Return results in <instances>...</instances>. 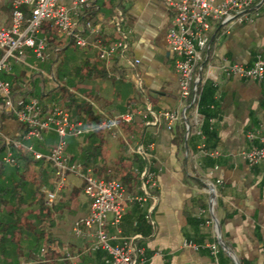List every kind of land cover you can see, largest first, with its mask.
Here are the masks:
<instances>
[{"label": "crops", "instance_id": "crops-1", "mask_svg": "<svg viewBox=\"0 0 264 264\" xmlns=\"http://www.w3.org/2000/svg\"><path fill=\"white\" fill-rule=\"evenodd\" d=\"M14 1L0 0V29L11 26ZM73 1L60 0V3L70 6ZM24 11L28 13L29 9L25 8ZM119 12L122 13V31L127 35L129 49L125 58L117 57L111 64H107L100 59V48L122 38L114 24ZM172 20L171 11L161 0H98L96 6L90 5L82 9L78 28L88 44L83 48L77 47L82 51L86 50L78 58L82 61V71H86L87 74L80 77L79 89H82L80 91L83 93L81 100L92 105L100 121L112 114L115 116L142 110L148 104L155 111L180 108L178 77L166 40ZM41 36L49 41L53 40L58 59L59 52L69 49L74 43L61 37L58 32L53 33L52 25H45ZM62 44L64 47L60 48ZM219 54L247 67L253 65L258 55L264 57V15L252 24L235 26L230 34L225 36L219 47ZM28 59L29 57L27 61ZM117 59L122 67L123 81H118L113 71ZM136 60L140 61L139 65H134ZM21 65L25 64H14L12 73L9 74L20 75L22 81L15 90L17 97L13 92L15 98L22 97L29 90L28 78L34 72L41 73L48 80L43 71L29 66L28 62L26 65L33 70L31 73L25 72ZM103 69L108 72V78L101 77ZM24 72L25 78L22 77ZM136 73L142 81L143 88L139 91L138 99L131 104L132 96L124 97H128L126 102L120 100V96H125V84L136 87ZM98 78L103 82L101 86L103 89L107 80L115 79L119 83L117 87L114 84L110 85L112 91L107 105L114 108L111 115L92 101L102 98V95L98 96L92 92L94 88L91 85ZM52 79L56 87L61 86L55 74L52 75ZM86 81L87 84L82 86ZM53 88L54 85H48V89ZM70 90L76 96L75 89ZM52 103L61 106L57 100L44 102L45 105ZM212 105L215 106L214 110L211 109ZM201 112L202 116L211 115L214 119L211 123L215 124L217 133L215 139L208 136L207 140L203 134L202 140L195 135L196 140L191 144L185 140L178 145L175 137L177 131L183 130L181 126L173 132L164 124L146 129L154 141L149 146L139 141V146H144L152 156V171L156 174L158 188L151 190L152 196L143 204L128 201L129 196L143 195L139 174L141 171L138 172L139 185L136 186L135 193L126 192V199L122 202L124 218L119 226L122 237L134 239L136 245L144 249L148 264H264V167H251L243 158L244 152L259 146L258 137L264 135V82L229 77L221 79L216 87L209 84L205 89ZM8 118L3 121L2 132L4 135L17 137L21 133L22 125L12 117ZM140 118L139 116L135 118L136 125L142 120ZM79 120L89 132L81 137L67 138L68 148L69 139L74 138L81 143L94 131L86 117ZM10 121L18 123L19 127L12 125L8 128L7 123ZM139 130L138 135L141 139L143 130ZM117 132L127 143L125 133L122 130ZM250 133L255 135L254 140L249 138ZM52 135L57 136L54 132H48L42 142L35 144L38 152L50 154L55 146L48 144ZM135 136L136 134H131L130 138ZM202 142L206 145L205 151L200 149ZM89 147V143H86L85 148ZM68 148L70 162L82 165L81 162L72 161L78 154L77 150L69 153ZM126 149L128 153V147ZM130 151L133 155H139L131 147ZM127 153H124L125 156ZM103 156L104 159L100 163L106 162L107 169L109 162L104 150ZM189 156L195 160L194 163L189 162ZM193 168L203 174L205 179L197 177L193 173ZM94 176L99 178L96 174ZM55 182L56 178L52 185L48 186L49 189L43 190L45 205L46 193L55 190ZM70 185L78 188L74 191L81 190L84 194L85 183L79 175H68L65 188ZM212 185L215 188L213 212L210 210ZM61 194L62 191L58 193L54 207H48L53 220L48 231L54 240L50 248L59 262L65 259L66 252H70L79 262L82 259L86 264H92L95 262V253H92L90 248L94 239L92 237L77 239L73 235L74 222L90 212V200L84 194L85 200L70 197L67 204ZM34 205L38 207L35 203L25 207L23 212L32 216H29L30 225L26 224L24 218V226L17 236V243L6 245V256L0 251V264H28L26 257L33 245L39 246L34 255L38 260L45 261L49 248L42 244L44 240L38 243V234L44 229L40 223L39 207L38 213L31 208ZM2 219L4 217L0 215V221ZM9 219V216L8 219L5 218ZM210 221L211 224L208 223ZM106 231L110 235L117 233V229L111 227L109 223ZM113 244L118 245L120 241ZM190 244L200 246V249L197 251L189 246ZM208 246H216L217 254ZM86 258L91 260L86 261ZM36 263L32 261L29 264Z\"/></svg>", "mask_w": 264, "mask_h": 264}, {"label": "built area", "instance_id": "built-area-1", "mask_svg": "<svg viewBox=\"0 0 264 264\" xmlns=\"http://www.w3.org/2000/svg\"><path fill=\"white\" fill-rule=\"evenodd\" d=\"M93 1L74 0L70 6H65L60 0H15L11 26L0 29V74H11L14 64L26 65L29 51L38 60L48 59L45 55L48 39L41 36L42 25L46 21L57 29L61 37L76 43L78 47H86L88 43L78 24L82 9L90 6ZM161 1L173 15L166 40L178 77L180 108L155 111L148 104L136 112L104 117L99 127L116 131L120 122L133 123L139 116L146 126L164 124L172 132L181 126L186 131V140L190 135H197L204 140V118L199 111V103L203 87L208 82L215 87L221 79L229 77L264 82L262 55H258L253 65L247 67L219 54V47L225 36L235 26L252 24L264 15V0H221L218 3V0ZM24 6L29 7L28 13L22 10ZM114 22L122 40L100 48V59L107 64H111L117 57L125 58L129 49L127 35L122 31V13L117 14ZM139 64V60L134 62V65ZM135 85L142 91L143 84L137 73ZM0 114L12 117L24 127L20 135L11 137L3 134V122H0V137L6 146L3 157L6 165H18L15 153L18 150H24L36 159L53 164L56 174L55 190L46 193L47 207H54L58 193L67 184L69 174L79 175L83 179L84 194L90 200V212L74 222L73 235L77 239L92 237L94 242L90 251L105 253L104 264H148L144 249L138 247L134 239L122 237L119 229L124 218V184L118 179L96 178L91 169L84 172L82 165L70 162L67 138L81 137L89 132L84 128V123L73 119L58 103L45 105L37 97L15 98L11 83L3 79H0ZM48 132H54L58 140L50 154L44 155L36 150L35 144L42 142ZM249 138L254 140L255 135L250 133ZM258 141L259 146L243 153L244 160L251 167H264V135L259 136ZM200 149L206 150L204 142ZM135 153L145 162L139 173L144 191L142 196H129L127 200L143 204L152 196L151 190L158 188V183L156 174L152 171V156L148 150L144 146H138ZM214 190V186H210L212 212L215 206ZM109 215H112L110 220ZM108 223L117 229L115 235L106 231ZM208 223L211 224V221ZM115 241H120V244H113ZM189 246L197 251L200 249L197 245ZM208 247L217 254L216 246ZM64 260L70 264H82L70 252H66Z\"/></svg>", "mask_w": 264, "mask_h": 264}, {"label": "trees", "instance_id": "trees-1", "mask_svg": "<svg viewBox=\"0 0 264 264\" xmlns=\"http://www.w3.org/2000/svg\"><path fill=\"white\" fill-rule=\"evenodd\" d=\"M98 0H94L91 6H96ZM53 40H48V47L52 45ZM113 71L115 72V77H119L118 81H123L124 75L122 71V67L119 65V60L115 61L113 66ZM25 78V76H23ZM101 77L108 78V72L103 69L101 70ZM15 85H13L12 90L14 92V96L18 95L15 90L21 81L20 75H13ZM29 90L23 94V98H28L30 95L37 96L42 103L47 100H57L61 106L70 113L73 119L79 120L80 118H87L90 122V125L94 127V131L87 135L83 142L79 143L74 138L69 139L70 146L68 148V152L76 151L77 156L72 159L73 162H81L84 172L88 169H91L94 174H96L99 178L106 179H116L117 175L110 177H102V174H106V162L103 164L100 163L103 156V142H104V133L107 131L105 129H101L99 127L100 118L95 114L92 105L85 102L84 100H79L75 94L69 88H63L61 86L55 87L53 89H48V80L43 77V75L39 72H34L28 78ZM212 84L208 82L202 90L201 100L199 103V111L201 112L203 96L205 93V89ZM47 99V100H46ZM144 108V107H143ZM211 109H215V106L212 105ZM204 116V115H203ZM205 121L202 127L203 134L208 140V136L210 139H215L217 133L215 131V124L213 122V118L211 115L204 116ZM9 119L5 115L0 114V122ZM209 122V124H208ZM213 124V125H211ZM152 126H146L144 124L143 133H141L140 142L146 146H149L154 141L153 137L146 132V129ZM155 127V126H153ZM182 131H177L175 142L179 145L185 142V134L186 131L182 128ZM24 131V127L22 126L21 133ZM195 135H190L187 139L188 144H191L195 141ZM89 143V148H85V144ZM124 153H127V149L125 145H122ZM39 150L44 151L40 147ZM6 152V146L2 138L0 137V215H3L4 219L0 221V251L4 256L7 255L6 245L8 243H17V236L21 232V229L24 226V218L27 221L26 224H29L31 214H25L24 209L26 206H31L33 203L37 204L40 211V223L42 225V221L52 219L51 210L45 205L44 198L45 193L43 191V187L46 185H52V181L56 178L55 169L52 163L36 159L31 154L24 152L23 150L15 151L16 158L18 161V165L15 167L6 165L3 162V157ZM45 152V151H44ZM128 161V159H126ZM121 163H124V159L120 160ZM130 164V165H129ZM128 165V175L126 183L124 184L126 192L135 193L136 186H138L139 176L138 172L143 170L145 165L144 160L140 155H134L133 159H129L126 166ZM8 216L9 220H5ZM31 216V217H29ZM30 225V224H29ZM51 225V224H50ZM49 225V226H50ZM38 243L43 242L48 249L45 261L38 260V258L34 255L37 250L38 245H33L30 250L29 255L26 257V262L28 264L32 261L37 262L36 264H70L69 261L63 260L59 262L56 258L55 253L51 250L50 244L54 242L50 237V233L48 230H42L38 234ZM106 258V254L103 252L95 253V262L92 264H104ZM40 261V262H39ZM39 262V263H38ZM80 263L86 264L85 260H80Z\"/></svg>", "mask_w": 264, "mask_h": 264}, {"label": "rangeland", "instance_id": "rangeland-1", "mask_svg": "<svg viewBox=\"0 0 264 264\" xmlns=\"http://www.w3.org/2000/svg\"><path fill=\"white\" fill-rule=\"evenodd\" d=\"M220 1L221 0H218L217 3ZM25 8L29 9V7H22V10H25ZM11 20H12V16H11ZM45 25H51V24L48 21H46L42 25L41 34H42V31H43V28ZM52 31L55 34L57 33V29L53 26H52ZM119 40H122V38L121 39L119 38ZM58 46H60V45H58ZM54 47H55V44L53 43L51 45V47L49 46L47 48L45 55L48 57V59L45 61L38 60L35 57V55L33 54V52L29 51L28 55H27L29 57V59L27 61L29 66H31V67L33 66L34 68L38 69L39 71H43L48 77V85L49 86L54 85V87H56L55 82L52 79V75L55 74L57 81L60 83L61 87L69 88V89H72V88L75 89V91L77 92L76 93L77 98L80 100L83 99V97H82L83 93H82V91H80L82 89H79V87H80L79 84H81L80 77L82 76V74L86 75L87 73H86V71H82V61L79 60L78 57L82 53H85L86 50L82 51L81 49H79L77 47L76 43H73L72 46L69 47V49L62 50L59 52L60 59H58V58H56ZM62 47H64L63 44L60 46V48H62ZM21 66H23L25 72L31 73L33 71L31 69V67H29L27 65H21ZM173 67H174V63H173ZM16 68L20 69L18 66H16ZM25 72L22 74V77L24 76ZM0 79L9 81L11 83L12 87H13V85H15L13 75L0 74ZM124 82H126V81L124 80ZM86 84H87V81L84 82V84L82 86H85ZM104 84H106V85H105V88L103 89L101 87L103 85V82L99 78L97 80H95V83H92L91 86L94 88L92 90V92L94 94L97 93L98 96L102 95L101 99H99V100L93 99L92 101H93V103L97 104L99 106V108L101 110H103L105 113L111 115L110 113L112 111H114V108L111 105L110 106L107 105V100L110 99V94L112 91V88L110 85L114 84V86L117 87L119 83H117V81L115 79H110V80H107L106 83H104ZM28 87H29V83H28ZM124 87L126 88L125 96L122 97V95H121L120 100H123L124 102H126L125 100H127V98L129 96H132L133 99H130V103H131V102H134V100L138 99L139 90L137 87H134L132 84L131 85L125 84ZM84 93H89V92H84ZM127 95H128V97L124 98ZM109 109H111V111ZM111 116H114V114H112ZM144 124L145 123L143 120H139L137 125L134 122L133 123H124V122L119 123L117 130H122L125 133L124 135L126 137V141L128 144L125 142L124 138L117 132V130L116 131L115 130H108L104 133L103 150H104L105 156L109 162L107 169H106L107 172H106V174H104V177L108 178L110 176L117 175L116 173H118L117 171H119V174L117 175L116 179L120 180L124 184L126 183L127 179L129 178V175L127 173L128 169H126V167L128 168V165L126 166V164L129 161V159H133V157L135 155V154L134 155L132 154L133 152L131 153L130 147L136 150L137 147L139 146V143H140L139 142L140 139H139V135H138V134H140L139 129H143ZM12 125H15L16 128L19 127L18 123H15L12 121L7 123L8 128H11ZM6 134H8V133H6ZM131 134H136V136L134 138H130ZM10 136L12 137V135H10ZM57 140H58L57 136L52 135L50 140L48 141V144L55 145ZM122 145H125L129 149L127 156H125V154L123 153L124 148L121 147ZM121 149H123V150H121ZM191 157L192 156L188 157L189 162L194 163L195 160L191 159ZM122 158L124 159V163L119 162V160H121ZM126 159H128V161H126ZM193 173L197 177H200L201 179L202 178L205 179V176L203 174H200L199 171L196 170L195 168H193ZM46 189H49L48 185L43 187V190H46ZM74 189H78V188L74 185H70V186H67L66 188H64L62 190L61 196L63 197V200H66L67 204H69L70 197H73V198L78 197V199H81V200L86 199V197L84 196V194L82 193L81 190L80 191L79 190L74 191ZM31 208H34V210H36V212L38 213V207L36 205L32 206ZM111 217H112V215H109V220L111 219ZM51 221H53V220L48 219V220H45L44 222L42 221V229L49 230L50 229L49 225L52 223ZM90 260H91L90 258H86V261H90Z\"/></svg>", "mask_w": 264, "mask_h": 264}]
</instances>
